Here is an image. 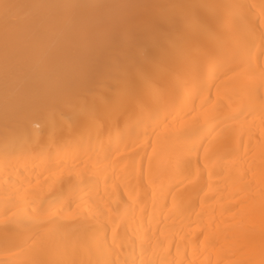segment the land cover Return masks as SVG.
Returning a JSON list of instances; mask_svg holds the SVG:
<instances>
[{
	"label": "bare ground",
	"instance_id": "6f19581e",
	"mask_svg": "<svg viewBox=\"0 0 264 264\" xmlns=\"http://www.w3.org/2000/svg\"><path fill=\"white\" fill-rule=\"evenodd\" d=\"M4 2L0 264H264V0ZM120 97L157 118L48 139Z\"/></svg>",
	"mask_w": 264,
	"mask_h": 264
},
{
	"label": "snow or ice",
	"instance_id": "6c2138e0",
	"mask_svg": "<svg viewBox=\"0 0 264 264\" xmlns=\"http://www.w3.org/2000/svg\"><path fill=\"white\" fill-rule=\"evenodd\" d=\"M16 7L11 5L4 0H0V9L4 12L5 22L9 20V14L11 10ZM17 20L19 18L17 17ZM264 41V34L261 36ZM209 67H215L216 69H222L223 73L226 74L230 69L225 68L224 62L219 58L214 59L210 62ZM212 71H208L206 74H197L190 80H184L182 84L183 92L177 94L182 98L183 93L186 92L190 95L196 92L202 91L207 86L208 79L213 75ZM141 112V120L146 122L157 118L148 106L143 102L138 101L134 97H120L117 99H104L96 103L91 108L77 107L69 105L68 107L59 111L58 115L54 116L46 126V134L51 142H56L58 139L64 137L70 132H75L79 127H87L90 130L95 129L98 133H102L106 123L112 119H115L117 123L121 119H125L129 112H135L136 110ZM147 110L148 114L145 116L144 113ZM139 123V122H138ZM102 164L103 161H99ZM97 211H99L97 209ZM57 213L52 211L48 213V221L54 222ZM31 239V237H29ZM27 243V240H25ZM99 247H106L107 240H97Z\"/></svg>",
	"mask_w": 264,
	"mask_h": 264
}]
</instances>
